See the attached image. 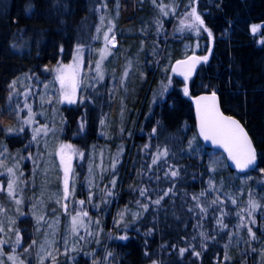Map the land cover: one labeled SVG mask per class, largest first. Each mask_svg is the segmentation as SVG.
<instances>
[{
    "label": "trees",
    "instance_id": "16d2710c",
    "mask_svg": "<svg viewBox=\"0 0 264 264\" xmlns=\"http://www.w3.org/2000/svg\"><path fill=\"white\" fill-rule=\"evenodd\" d=\"M192 5L207 29L196 37L206 43L197 54L208 60L191 79L174 75L170 86L159 63L166 59L167 41L171 66L185 58L182 44L195 37L185 33L178 38L174 20ZM117 7L118 39L131 53L113 61L107 55L100 68L98 51H106L108 37L97 39L98 18ZM253 25L259 26L257 34ZM132 28L134 36L128 34ZM78 46L89 53L80 99L51 108L59 114L58 141L82 155L73 166L74 200L83 201V220L95 219L101 228L98 257L105 252V264H260L264 188L256 192L253 180L237 196V181L244 175L232 172L221 152L201 143L190 99L218 94L222 110L245 126L255 144L258 164L245 175L264 177V0H180L175 6L172 0H0V145L11 158L23 161L38 153L33 132L24 124L16 81L24 79L23 93L35 98L53 79L52 68L70 62ZM132 64L137 67L129 69ZM213 152L222 155L218 163ZM22 178V202L8 188L0 194L1 217L8 208L15 216L9 243L0 231L3 264H37L41 234L27 205L38 187L28 174ZM213 182H222L223 189L212 190ZM250 201L257 202L261 214L253 213ZM57 209L49 207L53 213ZM132 211L138 215L132 217ZM81 219L79 224L85 223ZM58 264H69L68 257L60 256ZM72 264L91 262L79 254Z\"/></svg>",
    "mask_w": 264,
    "mask_h": 264
},
{
    "label": "rangeland",
    "instance_id": "374dc122",
    "mask_svg": "<svg viewBox=\"0 0 264 264\" xmlns=\"http://www.w3.org/2000/svg\"><path fill=\"white\" fill-rule=\"evenodd\" d=\"M180 1V0H179ZM176 0H172L174 6L178 3ZM195 10L197 14L196 7L194 5L190 6L188 10L184 13H180L179 16H175L174 22L178 26L176 35L178 38L186 33L188 36H194V40L184 41L181 47V53L184 57L190 55H200L197 54L199 50H204L206 43H200L196 38L201 30H205L204 24L201 25L200 21H197L191 13ZM107 12V11H106ZM118 7L116 11L112 14L107 15L105 13H100L98 18L97 27V39L103 40L108 37L105 45L106 51H98L99 57L97 63L101 68L104 61V65L107 62V58H111L112 61L118 58H125L127 54H130V47H124V43L120 42L118 39L120 30L117 29L116 19L118 17ZM198 15V14H197ZM199 16V15H198ZM201 20V19H200ZM255 26V25H253ZM253 26H251V31ZM174 30V29H173ZM259 26L257 30L253 32L258 33ZM135 29H129V35H135ZM142 33H146L145 29ZM137 42V41H136ZM135 42V44H136ZM166 42V41H165ZM140 45H143L141 42ZM144 46V45H143ZM169 47V41L166 42V59L159 63V71L162 78H168L170 86L172 85L174 74L172 72V66L170 63V51L167 50ZM116 52L114 53L113 51ZM95 54L97 51L95 50ZM89 54L84 46H78L72 55L70 62H58L53 68V79L48 81L46 84L41 86L40 94L35 98L31 95L29 97V92L23 93V85L25 80L19 78L16 81V89L20 94H23L21 102L23 103V109L26 110L25 113V126L29 127L33 132L34 140L36 142V151L34 156L27 155L23 158V161L11 158L9 153L5 150L4 146L0 145V194L3 192L4 188H8L10 194H18L20 201L22 202V195L19 193L21 191V185L24 181L22 176L26 173L30 179L29 182L35 184L38 188L35 189V194L30 197L28 203V214L32 216L37 224L39 233L41 234L39 243L37 245L36 257L37 264H58L60 256H67L69 264L78 258L79 254H83L88 258L91 264H105L106 255L105 252L98 257V252L101 248V228L98 225L97 220L90 222H85L83 220L84 208L81 201L74 200V174L73 166L76 159L81 160L82 155L77 153L74 148L68 146L67 144L60 143L57 136L56 127L59 123V114L56 109H52L53 103H57L61 106L63 105H75L80 99L81 87L86 84L85 79L88 70L86 66V57ZM201 56V55H200ZM205 55H202L204 57ZM129 59V58H128ZM133 59V58H131ZM102 60V62H100ZM109 67V63L106 64ZM136 64L129 66V69H135ZM128 68V67H127ZM108 71V75L115 79V71ZM61 78H63L64 86L62 87ZM111 78V79H112ZM161 78V79H162ZM85 80V81H84ZM184 80L185 87L187 86V80ZM162 81V80H161ZM113 84V80L111 81ZM113 86V85H112ZM113 89V88H112ZM127 90V89H126ZM65 92L69 93L71 99L75 102H69V99L65 97ZM31 98V99H30ZM36 102V109L33 111V107ZM20 112V111H19ZM19 112L18 115H19ZM38 120L36 121V119ZM53 124V127H49L48 124ZM109 136V135H108ZM107 136V137H108ZM194 148V144L191 143V149ZM109 149L106 150V154H109ZM215 153V152H213ZM215 163L222 160V155L219 153L214 154ZM107 158V156H106ZM94 157H91L89 180H88V190H89V200L92 197V190L94 187V167H93ZM23 162H28L27 169L23 167ZM68 169V195H65V170ZM258 175V174H256ZM239 187L237 186V196L240 198L244 193V188H248L251 181H255V185L251 188L257 192V188H264V177L260 175H244L239 176ZM12 183V188L9 189L8 185ZM57 185H59L57 187ZM224 184L222 182L211 184L212 190L223 189ZM263 194L259 196L260 199L264 200V189ZM254 196V192L252 193ZM257 203V202H256ZM51 204H55L58 208V212H52L49 210ZM2 207L0 201V231L3 232L9 243L12 237L13 226L15 222V216L12 214V208L7 209V214L2 218ZM70 211H74L72 214ZM263 210L258 205L253 213L261 214ZM53 214L52 216L49 215ZM132 217L138 215V211L130 212ZM65 215V216H64ZM64 216V217H63ZM81 217V221L85 223L79 224L77 222L73 224V218ZM126 215L119 217V222L122 221ZM262 220L259 223L261 231L264 232V215L261 214ZM80 221V220H78ZM257 222V221H256ZM75 228V231L73 230ZM15 241V240H14ZM13 243L18 246L21 244L20 239H17ZM12 243V241H11ZM2 242L0 241V248ZM12 248V246H11ZM0 264H3L2 259ZM260 264H264V245L262 246L260 253Z\"/></svg>",
    "mask_w": 264,
    "mask_h": 264
},
{
    "label": "water",
    "instance_id": "95a60500",
    "mask_svg": "<svg viewBox=\"0 0 264 264\" xmlns=\"http://www.w3.org/2000/svg\"><path fill=\"white\" fill-rule=\"evenodd\" d=\"M193 57H202V56L190 55L188 57L182 58L174 62L172 66L174 75L179 78L187 77L186 79H191L195 77L203 61L196 63L195 67L193 68L191 67L193 63L191 58ZM213 93L214 92L201 93V94L192 96L190 99L192 107H193V115H194V120L196 124L197 136L199 140L201 141V143L205 146V148L209 150H215V151L221 152L225 156L227 165L232 172L239 174V175L248 174L252 172L258 164L255 144L250 134L246 130L245 126L236 117L226 114L222 110L220 106L218 94L215 93V97H216L215 101L201 99L202 97H211ZM213 103L215 104L216 108H218L221 116L226 117V118L230 117L232 120L237 121L239 125L244 129V132L247 134L248 139L251 141V147L255 152V161L251 165L247 167H237V160H240L242 162L244 159L245 149L243 146L242 138L237 141V140L229 139L223 134H219L216 137L217 142L214 143L212 139L206 140L204 136L201 135V117L204 115L207 108L211 106ZM229 149H231V155H230ZM233 156H235L236 159H233L232 158Z\"/></svg>",
    "mask_w": 264,
    "mask_h": 264
},
{
    "label": "snow or ice",
    "instance_id": "6c2138e0",
    "mask_svg": "<svg viewBox=\"0 0 264 264\" xmlns=\"http://www.w3.org/2000/svg\"><path fill=\"white\" fill-rule=\"evenodd\" d=\"M191 15L197 20L200 21L201 25L203 24V21L200 20V17L196 14L195 10L191 13ZM258 26H253L252 31L255 32L257 30ZM207 31V29H205ZM209 36H211V32H209ZM211 51V49H209ZM193 63L191 67H195V64L204 61L206 62L208 60V56L204 57H193L191 58ZM187 78V77H185ZM61 84L62 87L64 86L63 78H61ZM185 94H187V88H185ZM65 97L69 99V102H75L71 99V96L69 93L65 92ZM203 100H211L215 101V93L211 97H202ZM223 134L227 138L232 140H240L242 138L243 146L245 149L244 152V159L241 162L240 160H237V167H247L251 165L255 161V152L251 147V141L248 139L247 134L244 132V129L239 125V123L235 120H232L230 117L226 118L220 115L218 108H216L215 104L213 103L211 106L207 108L204 115L201 117V135L204 136V138L212 139L214 143L217 142V135ZM230 155H231V149H229ZM162 155L166 153H161ZM233 159H236L235 156L232 157ZM155 163V160L153 161ZM173 176L176 175L175 172L172 173ZM68 169L65 170V195H68ZM9 189L12 188V183H9L8 185ZM143 191L141 192V195H143ZM83 203V201H81ZM155 203H159V200L155 201ZM250 207L255 209L258 207V205L255 203V201H250ZM86 215V214H85ZM78 222V218H73V224L75 225ZM75 231V228L73 229ZM251 231V230H250ZM121 239H125V237H121ZM18 242V241H17ZM181 254L185 251L184 249H181ZM198 255V254H197Z\"/></svg>",
    "mask_w": 264,
    "mask_h": 264
}]
</instances>
